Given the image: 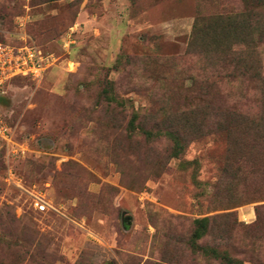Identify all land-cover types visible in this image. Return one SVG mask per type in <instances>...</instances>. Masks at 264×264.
<instances>
[{
    "label": "rangeland",
    "instance_id": "obj_1",
    "mask_svg": "<svg viewBox=\"0 0 264 264\" xmlns=\"http://www.w3.org/2000/svg\"><path fill=\"white\" fill-rule=\"evenodd\" d=\"M0 43L52 62L0 88V264H264L263 134L221 121L264 116V0H0Z\"/></svg>",
    "mask_w": 264,
    "mask_h": 264
},
{
    "label": "trees",
    "instance_id": "obj_2",
    "mask_svg": "<svg viewBox=\"0 0 264 264\" xmlns=\"http://www.w3.org/2000/svg\"><path fill=\"white\" fill-rule=\"evenodd\" d=\"M259 16H262L261 9L258 12V17ZM259 62H260L259 59L256 56L252 55V53L251 55L246 56L244 58L243 56H240V60L237 63L238 68L236 69H240L241 76H250L251 81L260 82L262 79L260 74L261 66H259ZM239 65H242V68L244 69L242 70L239 67ZM221 121L222 123L223 122L226 123L227 124L226 127L230 130L237 129L239 127L240 128L252 127V129L258 128L260 130L259 133L263 134V138H264V116L257 117L255 115H250L244 112L230 111V113H228L227 116L225 115L222 117ZM175 139H176L175 155H178L184 150L185 145L181 137ZM233 226L234 229L238 231L239 229H241V227L236 222L233 224ZM205 229H207L206 226H204V235H206ZM242 242H243L242 240L236 239V244H234L235 251L239 254H249L251 259L253 257V259H255L254 261H256L258 264H261V258L259 257V255H256L255 251L253 250L255 249V244L244 245ZM204 254H206V256L214 257V255L208 252H204ZM221 254L223 255L222 256L220 255L221 257H218V259L221 261V264H244V260L240 259L239 257L232 258L227 252H221Z\"/></svg>",
    "mask_w": 264,
    "mask_h": 264
},
{
    "label": "built area",
    "instance_id": "obj_3",
    "mask_svg": "<svg viewBox=\"0 0 264 264\" xmlns=\"http://www.w3.org/2000/svg\"><path fill=\"white\" fill-rule=\"evenodd\" d=\"M51 65V57L37 46L16 47L0 43V88L13 77L41 79ZM38 206L42 212L48 208L43 203Z\"/></svg>",
    "mask_w": 264,
    "mask_h": 264
}]
</instances>
